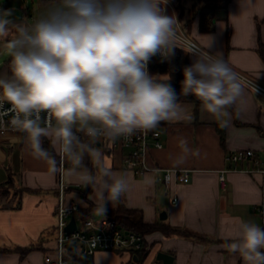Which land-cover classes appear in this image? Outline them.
I'll return each instance as SVG.
<instances>
[{"label":"clouds","instance_id":"1","mask_svg":"<svg viewBox=\"0 0 264 264\" xmlns=\"http://www.w3.org/2000/svg\"><path fill=\"white\" fill-rule=\"evenodd\" d=\"M167 3L50 0L31 22L15 19L12 8L0 7V42L10 57L8 72L0 75V109L11 105V125L51 173L91 188L94 216L105 217L109 205L117 204L129 187L126 172L105 166L98 142L131 138L182 118L179 96L166 82L170 77L148 71L153 57L170 60L177 48L193 55L191 65L183 68L179 95L196 97L221 123L242 95L238 74L222 52L211 51L214 37L203 36L204 44L184 39L175 14L162 7ZM45 140L50 148L44 147ZM179 146L174 167L184 164L190 153L199 155L185 139ZM225 247L245 264H264V228L240 219Z\"/></svg>","mask_w":264,"mask_h":264},{"label":"crops","instance_id":"2","mask_svg":"<svg viewBox=\"0 0 264 264\" xmlns=\"http://www.w3.org/2000/svg\"><path fill=\"white\" fill-rule=\"evenodd\" d=\"M183 2L168 0L162 5L166 14H175L180 23L178 31L201 44L207 42V37L203 36L214 37L211 51L222 52L234 71L264 87V61L259 52V44L264 42V0H230L227 12L221 10L216 14L215 31L211 33L200 31L199 19L188 30L184 29L177 12ZM194 59L190 54L189 65ZM241 84L242 95L231 105L235 115L228 111L226 123L204 111L202 106L196 114L193 104L180 103L182 118L161 122L157 127L163 147H151L149 166L186 170L190 174L187 184L167 186L162 173L137 176L123 168V155L119 150L96 145L103 153L105 166L126 172L128 176V191L117 204L109 205V209H116L122 202L128 209L141 212L146 224L184 233L148 234L144 257L128 252H99L93 264H164L157 259L159 253L172 256L173 264H245L238 253L229 252L225 245L230 242L240 219L264 228L258 211L263 200L262 180L258 175L241 171L228 172L224 185L219 180L220 172L230 167L226 162L228 154L254 150L264 157V97ZM218 124L225 125V146L216 129ZM17 137L18 140L14 139ZM180 139H185L190 149H199V155L190 153L184 164L174 167L173 158L181 153ZM85 164L99 175L90 160L86 159ZM10 174L13 186L29 192L21 193L15 202L12 197L6 203L0 201V264H44L45 255L56 247L58 175L51 173L49 165L33 154L19 131L0 135V185L8 181ZM65 181L72 186L66 193L67 202L85 207L82 196L73 191L77 189L75 186L80 190L83 187L67 175ZM91 193L92 190L88 198L92 201ZM29 247L35 249L22 255L20 250Z\"/></svg>","mask_w":264,"mask_h":264},{"label":"built area","instance_id":"3","mask_svg":"<svg viewBox=\"0 0 264 264\" xmlns=\"http://www.w3.org/2000/svg\"><path fill=\"white\" fill-rule=\"evenodd\" d=\"M179 34L187 40L183 32ZM159 56V55H158ZM160 57V56H159ZM233 70V69H232ZM234 71V70H233ZM236 72V71H234ZM237 73V72H236ZM240 81L246 84L255 93L264 97V87L250 78L237 73ZM15 114L11 105L5 103L0 109V135H8L17 131L11 125ZM47 120L46 114L42 116ZM161 132L156 129L145 132H136L131 138H119L115 142L101 140L108 150H119L123 155V168L133 171L137 176L148 172L162 173V178L167 186L172 184H187L190 174L186 170H172L153 168L148 164V153L151 147L161 149ZM227 164L230 166L220 172L219 180L222 185L226 182V175L230 171H241L258 175L262 180L263 200L259 206V214L264 227V157L254 150H241L227 155ZM65 168L70 165L65 161ZM58 175L59 205L56 211V247L49 251L44 258V264H93V259L99 252H128L137 255L144 250L145 237L135 232L127 231L112 220L96 222L93 219L83 220L78 216L81 209L76 202H67L66 193L72 188L65 181V175ZM79 189V186H75ZM75 219L76 230L68 234L66 229L72 219ZM70 243L76 244V255L73 256L67 249Z\"/></svg>","mask_w":264,"mask_h":264},{"label":"trees","instance_id":"4","mask_svg":"<svg viewBox=\"0 0 264 264\" xmlns=\"http://www.w3.org/2000/svg\"><path fill=\"white\" fill-rule=\"evenodd\" d=\"M42 3L47 5L50 0H41ZM230 0H197L194 3V7L192 6V16H188V8L186 7L188 0H184L182 4L177 7V11L179 12V21L183 23V27L185 30H188L192 23L199 19V29L203 33H211L215 31V16L218 11L224 10L227 12L228 5ZM219 5H216L218 4ZM224 4V7L221 4ZM259 52L264 61V42H260L259 44ZM189 57L190 54L185 53L182 49L177 48L175 50V56L170 60L161 61V58L157 55L152 58L148 65V71L153 76H169L170 80L166 81L170 83L176 90L177 95L179 96V103H191L195 106V113H198L199 108L201 107V102L194 96H183L179 95L181 92V81L184 79L183 77V68L185 66H189ZM229 112H232L235 115V112L230 106L227 109ZM216 129L221 138V144L225 146L226 143V129L224 124L216 125ZM44 147L50 148L49 141H44ZM59 156H57V160L59 161ZM12 186L13 185V176L9 175V179L2 186ZM91 188L88 189H73V191L80 194L85 202V207L81 208L78 216L83 220L94 219L96 222H105L108 220H112L115 224L120 226L121 228L135 232L138 235L146 237V235L161 231L164 234H180L184 233L179 230H175L172 228H162L157 225H148L144 222L142 218V213L138 210H131L126 207L124 203H120L116 209H108L107 215L105 217L94 216L93 207L94 204L88 198V193ZM23 192H29V190L23 188ZM16 207L19 206V202L16 203ZM35 247H29L24 250H20L22 255H25L31 252ZM146 251V241L144 250L138 253V257H144Z\"/></svg>","mask_w":264,"mask_h":264},{"label":"rangeland","instance_id":"5","mask_svg":"<svg viewBox=\"0 0 264 264\" xmlns=\"http://www.w3.org/2000/svg\"><path fill=\"white\" fill-rule=\"evenodd\" d=\"M197 0H188V16H192L191 8L194 7V3ZM216 5H219L216 4ZM221 6L224 7L222 3ZM0 7L3 8H12L14 10V18L17 20H23L25 22H31L35 19L46 7L41 0H0ZM178 12V11H177ZM179 14V12H178ZM11 35H15L14 32ZM4 43L0 42V75L6 74L8 72V64L10 61V57L4 52ZM163 77V76H160ZM23 188L16 186H2L0 188V201L6 203V200L9 197L13 198L12 202H15L19 195L22 193ZM8 203V202H7ZM10 204V203H9ZM55 237V236H54Z\"/></svg>","mask_w":264,"mask_h":264},{"label":"water","instance_id":"6","mask_svg":"<svg viewBox=\"0 0 264 264\" xmlns=\"http://www.w3.org/2000/svg\"><path fill=\"white\" fill-rule=\"evenodd\" d=\"M164 217H165V214H164ZM75 230H76V222H75V219L73 218L71 220L70 224L68 225L66 232L68 234H71ZM67 249L73 256L76 255V244L75 243L68 244ZM157 259L162 261L164 264H173L174 263V258L168 254H165V253H159Z\"/></svg>","mask_w":264,"mask_h":264}]
</instances>
